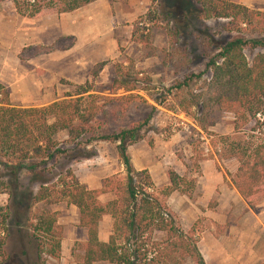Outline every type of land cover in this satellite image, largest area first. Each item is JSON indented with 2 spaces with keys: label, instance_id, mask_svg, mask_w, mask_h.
I'll use <instances>...</instances> for the list:
<instances>
[{
  "label": "trees",
  "instance_id": "1",
  "mask_svg": "<svg viewBox=\"0 0 264 264\" xmlns=\"http://www.w3.org/2000/svg\"><path fill=\"white\" fill-rule=\"evenodd\" d=\"M19 14H25L17 0H13ZM92 0H72L59 12L72 11ZM158 0H151L157 3ZM196 5L202 18L227 20L228 31L245 32L233 36L217 47L208 58L204 70L189 73L168 89L170 110L183 112L191 118L198 135L210 137L212 151L207 157L218 160L234 159L238 166L230 180L252 207L254 200L264 196V10L252 9L229 0H176L173 9L185 12L187 5ZM34 16L41 6L34 0L26 8ZM191 8L185 16L191 14ZM135 27V26H134ZM138 29V28H137ZM136 31V28L133 30ZM135 34V33H134ZM245 49L256 51L252 60ZM105 62L95 64L90 76L95 79ZM209 72V76L203 75ZM117 76L112 80V91L123 89L131 92L138 87L122 65L116 67ZM82 93L94 91L93 82L86 81ZM3 102H0V176L5 172L13 183L18 182L22 171L35 172L39 163L65 155L59 147L58 137L64 133L74 146L87 133L88 125L102 112L99 96L87 94L66 98L38 107L11 106L8 93L0 85ZM142 99L131 93L118 99ZM222 112L234 115L232 133L219 134L212 130ZM148 119L120 128L112 134H99L86 141L116 143L124 177H106L102 186L88 189L67 167L55 176V181L44 180L31 195L32 204L42 202L55 193L77 208L79 226L86 229L87 240L80 243L83 254L78 264L104 261L111 264H206L198 247V220L184 231L176 214L169 208L166 198L173 192L187 194L194 187V179L168 171L169 185L157 188L147 169L137 170L131 163L127 147L144 139L141 134ZM64 141V140H63ZM62 141V142H63ZM67 141V140H65ZM89 158V156H79ZM31 160V163L29 161ZM5 189L0 183V192ZM112 192L114 199L102 202L99 196ZM104 215L113 218V229L108 240H98V225ZM14 224V235L20 242L21 254L27 264H46L48 259L60 258L63 231L57 224L54 211L42 210L27 216L17 208L4 214ZM23 220L28 222L24 226ZM35 221V224L32 221ZM30 229V230H29ZM2 232L9 235L7 225ZM4 241L0 238V250ZM264 264V263H259Z\"/></svg>",
  "mask_w": 264,
  "mask_h": 264
},
{
  "label": "crops",
  "instance_id": "2",
  "mask_svg": "<svg viewBox=\"0 0 264 264\" xmlns=\"http://www.w3.org/2000/svg\"><path fill=\"white\" fill-rule=\"evenodd\" d=\"M232 1L249 8H264V0ZM150 3L151 0H92L72 11L43 8L28 16L18 13L13 0H0V85L8 90L9 100L37 95L44 100L41 104L47 105L62 94V80L74 85L88 81L95 64L116 59L121 28L126 34L131 21L144 14ZM175 152L172 140H156L153 149L147 145L128 148L134 168L147 169L157 188L169 185V170L189 179L188 170L192 168L178 159ZM157 153L161 154L159 158L155 156ZM222 163L226 165L227 161ZM237 166L233 162L228 172L233 175ZM195 167L190 178L195 180L193 196L191 191L187 194L173 191L166 203L184 231L200 217L204 218L207 225L198 230L197 247L205 263L264 262V207L253 209L247 204L216 157L198 160ZM119 171L122 170L116 175ZM104 178L90 188L82 183L88 189H97ZM114 197L112 192H105L99 199L107 202ZM211 201L215 202L209 208ZM113 221L110 215L102 217L98 225L99 241L108 240ZM75 223L72 230L63 234L58 264H78L83 254L81 249L76 256L71 251L76 242L87 240L86 229L78 225V214Z\"/></svg>",
  "mask_w": 264,
  "mask_h": 264
},
{
  "label": "rangeland",
  "instance_id": "3",
  "mask_svg": "<svg viewBox=\"0 0 264 264\" xmlns=\"http://www.w3.org/2000/svg\"><path fill=\"white\" fill-rule=\"evenodd\" d=\"M17 1L22 6L25 15L28 14L31 7L26 8V6L31 3L28 0ZM175 1L151 2L144 14L131 21L132 26L126 34L124 28H121L117 40L118 55H116V59L107 61L95 79L90 76L88 81L93 82L94 91L80 94L84 98L87 94H96L99 96L98 102L103 104V109L88 125L87 133L79 141V146L75 147L74 142L69 141L66 135L61 133L58 137L61 142L59 147L67 150L66 156L59 155L45 163L42 161L33 173L22 171L17 183L10 181L11 178L5 172L1 174L0 183H4L5 189L0 192V238L4 241L0 250V264H27L25 256L21 254L20 242L14 235L13 222L10 218L4 222V214L7 211L17 208L19 212H24L27 216L40 214L44 209L54 211L57 224L60 225L63 234L77 225L75 223L77 218L75 206L58 199L55 193L49 194L45 200L32 204L31 208L27 209L31 203V195L37 192L41 182L44 180L54 182L55 176L67 167H71L79 181L85 183L88 188L96 185V182L103 176L124 177L125 173L118 157L116 143L98 140L86 143L91 137L99 134H112L120 128L129 127L149 118L141 131L144 139L137 141L132 146L144 145L145 147L147 145L153 149L156 140L159 142L172 140L177 158L188 168H192L188 170L190 172L189 179L192 178L191 175L194 173L193 169L196 168L198 158L203 154L204 157H207L206 154L213 150L209 141L210 137L208 138L204 134L198 135L191 118L183 112L168 109L171 104L168 89L185 75L204 70L206 61L217 52L218 46L233 36L244 35L245 32L228 31L226 29L227 20L224 19H203L202 14L197 11L199 7L194 4L185 7V12L190 8L192 10L191 14L185 16V12L181 13L173 9L175 6L172 8ZM70 2L72 0H37V5L42 9L53 8L59 11L66 8ZM258 10H264V8ZM134 28H136L135 32ZM255 52L245 49L249 60H252ZM117 65H122L125 71L130 73L132 79H138L139 88L131 92H126L123 89L112 91V80L117 76ZM203 76H209V72ZM60 83L63 85V91L58 95V100L66 98L67 95L71 98L80 96L77 93L82 91L81 86L85 84L74 85L64 80ZM4 89L8 93V90ZM128 93L139 95L142 99L135 98L130 101L125 98L118 99V96H126ZM3 99L4 96L1 93L0 102H3ZM7 101L11 106L16 107H38L42 106L41 103L44 100L37 95H31L30 97L13 98L12 101L7 97ZM233 118L232 113L222 112L212 130L219 134L230 135ZM130 146L127 147V151ZM165 154L167 152L163 154L164 157ZM84 155L89 158L79 157ZM160 155L157 153L155 156L159 158ZM219 161L230 177L228 168L232 167V163L236 161L226 160V165H223L222 160ZM119 169L122 171L116 175ZM89 182L90 184H88ZM190 191V196H193L194 187ZM214 202L211 201L208 207L211 208ZM260 207H264V196L253 202V209ZM32 222L35 224L34 220ZM4 224L11 232L7 236L2 232ZM22 224L26 228L28 227V222L23 220ZM206 225L204 218L200 217L198 230ZM79 244L76 242L71 248L75 256L80 254ZM57 261L48 259L46 264H58ZM259 263L264 262L257 264Z\"/></svg>",
  "mask_w": 264,
  "mask_h": 264
},
{
  "label": "built area",
  "instance_id": "4",
  "mask_svg": "<svg viewBox=\"0 0 264 264\" xmlns=\"http://www.w3.org/2000/svg\"><path fill=\"white\" fill-rule=\"evenodd\" d=\"M30 3H33L34 2V0H28ZM1 94V93H0ZM202 136V135H201ZM206 151H207V149H206Z\"/></svg>",
  "mask_w": 264,
  "mask_h": 264
}]
</instances>
